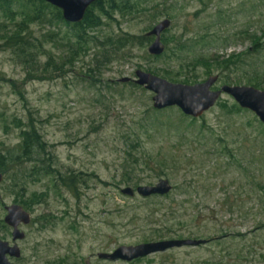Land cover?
<instances>
[{
	"label": "rangeland",
	"instance_id": "rangeland-1",
	"mask_svg": "<svg viewBox=\"0 0 264 264\" xmlns=\"http://www.w3.org/2000/svg\"><path fill=\"white\" fill-rule=\"evenodd\" d=\"M153 5L170 16V28L161 35L163 45L172 49L180 38L186 47L182 59H201L189 85L204 82L207 68L210 76L218 77L212 91L224 85L249 87L253 69L264 74V0H152ZM150 15L149 8L134 18L115 13L87 37L147 38L155 24L167 19L163 14L152 20ZM69 30L29 27L38 44L48 31L58 42L35 51L38 65L26 67L9 52L0 53V156L16 155L20 130L32 125L44 143L42 166L80 179L69 193L51 184V177L29 178L40 162L7 165L0 184V221L4 225L5 208L11 205L25 206L31 216L19 228L25 235L16 243L21 257L10 262L85 264L90 258V264H134L99 261L96 254L192 239L207 243L152 255L137 264H264V126L222 95L193 126L194 132L203 131L200 144H177V135L164 128L167 132L152 137L141 133L136 145L139 120L175 119L180 111L169 108L153 116L147 111L153 110L152 95L119 81L133 80L138 70L156 71L153 75L163 79V71L175 70L177 61L170 53L151 59V40L142 46L131 41L99 69L92 65L93 46L74 64H66L61 62V39ZM252 34L262 35L255 45L248 39ZM43 51L56 68H43ZM259 82L257 90L264 91V77ZM233 105L240 111L231 112ZM156 158L168 160L161 167ZM159 180L171 184L168 197L120 193ZM0 240L11 244L10 229L0 226Z\"/></svg>",
	"mask_w": 264,
	"mask_h": 264
},
{
	"label": "trees",
	"instance_id": "trees-1",
	"mask_svg": "<svg viewBox=\"0 0 264 264\" xmlns=\"http://www.w3.org/2000/svg\"><path fill=\"white\" fill-rule=\"evenodd\" d=\"M151 2L152 0H134V15L136 13L144 14L149 8V11L152 13V15H150L152 20L159 18L163 14L167 16L168 20L170 19V16L166 15L164 12L165 9L162 10L163 12H159L155 10L158 9L159 6H150ZM115 13H119L121 17H123V15H131L132 0H99L86 10L82 22L75 25L63 22L61 12L41 0H0V19L3 20V22L0 23V53L9 52L18 64L25 65L26 67H30V65H38L39 54H36L35 51H37L38 48L42 49L43 44L53 43V34L50 31L46 32L43 35V38L46 37V40L44 39V41L41 42L42 44H38L36 39L31 36L29 27L35 25L43 28L55 27L59 29V27H64L70 30L69 34H64V37L61 39V41L64 42L62 45L65 53L61 62L74 64L78 60L79 55L89 52L91 50L90 47L93 46V49L96 52L92 55V65L96 69H99L100 67L107 65L113 57L118 55V52L129 46L132 41L131 37L128 35L115 39L106 37L101 39V41L98 37H87V32H93L98 29L102 25V20H111L112 15ZM6 24H9L11 28L8 29ZM261 37L262 35L257 36V34H252L248 39L252 45H255L258 43V40H261ZM34 41L36 44L33 43ZM148 41H151V39L145 37L134 38V45L142 46ZM167 45L168 44L165 42V50L160 57L150 56L153 60H159L163 58L166 53H170V55L177 61L178 66L175 70L168 69L163 71V79L171 83H178V79H182L181 83L184 85L192 84L190 83V80L193 78L195 79L196 69L202 64L201 59L194 58L189 62H185V60L182 59L181 53L184 52L186 47L180 38L176 41L172 49H169ZM43 55L46 56V62L44 63L43 68H56L53 58L48 56L44 51L42 56ZM233 63L234 62H231V64ZM206 71V75L210 76V68H207ZM93 72L94 71L91 72L89 70V76H92L91 73ZM150 72L151 74L157 73L156 71ZM252 73L253 77L247 80V84H249V87L257 89L260 87L261 83L259 80L264 77V74L257 71V69H253ZM147 111H150L153 116L163 113V111L155 112L150 109ZM230 111L237 113L240 110L233 105ZM177 114V116H174L175 119H162L161 117L159 120L151 116H146L145 119L143 118L139 120V124H137L138 128L134 131V144H138L141 133L152 137L156 132L166 131L164 128L167 129L168 132H174L177 135V144L185 143L193 146L200 144V140L204 137L203 131L201 129L196 130V132L193 131L195 129L193 126L197 120L185 117L180 113ZM16 147V155H11L9 157L0 156V173L2 175L8 174V164L12 165L17 163V165H21L25 163L40 162V167L33 166L29 171L30 179L38 178L40 176H44L45 178L51 177V184H58L59 187L66 189L69 193L75 191V187L80 183L78 177L61 176L57 172L51 171L49 168L42 166L44 165L42 163H45V161L39 159V156L45 154L44 143L41 136L32 125H28L23 130H20L19 143ZM147 157L149 162H152L151 157ZM156 159L158 161L154 163L159 164L161 167L164 166L165 161L168 160L166 158ZM34 165L37 166V164ZM22 208L25 210L26 207L22 205ZM0 226L6 230V227L2 225L1 221Z\"/></svg>",
	"mask_w": 264,
	"mask_h": 264
},
{
	"label": "water",
	"instance_id": "water-1",
	"mask_svg": "<svg viewBox=\"0 0 264 264\" xmlns=\"http://www.w3.org/2000/svg\"><path fill=\"white\" fill-rule=\"evenodd\" d=\"M44 3L58 9L61 12L63 22L70 25L82 22L86 10L99 0H41ZM171 22L168 19L155 24L149 32L147 38H152V42L147 47V53L151 57H160L165 50L161 41V35L169 30ZM133 80L123 78L119 82L127 84L132 82L139 88H143L151 96L152 109L160 112L169 108H177L180 113L191 119H199L204 113L210 110L222 95L230 97L234 103L242 110L251 112L257 120L264 126V91H259L253 87L245 86H221L219 90L212 91L218 77L209 76L204 82L195 85H184L171 83L153 74L143 71H136ZM3 175L0 173V184ZM172 186L167 180H159L153 186H139L135 189L124 188L121 194L132 197L134 194L141 198L164 197L170 194ZM3 224L11 231V244L0 240V264H12L10 259L17 260L21 257L17 247L18 242L25 238L20 232L21 226H27L31 221V216L18 205H11L5 208ZM204 240H163L152 243L139 244L136 246H121L111 253H99L97 258L107 262L121 261L125 263L137 259L145 258L156 253H163L172 249L183 247L195 248L205 245ZM86 264H89L86 262Z\"/></svg>",
	"mask_w": 264,
	"mask_h": 264
},
{
	"label": "flooded vegetation",
	"instance_id": "flooded-vegetation-1",
	"mask_svg": "<svg viewBox=\"0 0 264 264\" xmlns=\"http://www.w3.org/2000/svg\"><path fill=\"white\" fill-rule=\"evenodd\" d=\"M131 15H132L133 18H134V0H132V13H131ZM131 39H132V42H133V45H134V37H131ZM168 196H169V194L166 195V196H164V197H168ZM161 198H163V197H161ZM150 243H152V242H150ZM172 250H174V249H172ZM163 253H164V252H163ZM98 254H99V253H98ZM156 254H159V253H156ZM156 254H153V255H156ZM150 256H152V255H150ZM150 256H148V257H150ZM148 257L141 258V259H137V260H134V261L129 262V263L137 264V263H139V262H142V261L147 260ZM96 259L99 260V259L97 258V254H96ZM10 260H13V259H10ZM99 261H103V260H99ZM86 262H88V263L90 264V258H87V259L85 260V264H86ZM103 262H107V261H103Z\"/></svg>",
	"mask_w": 264,
	"mask_h": 264
}]
</instances>
